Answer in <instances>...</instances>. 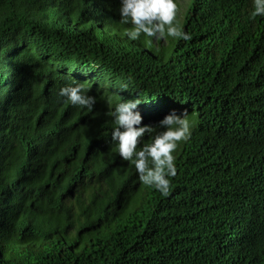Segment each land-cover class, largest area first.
Here are the masks:
<instances>
[{"label": "trees", "instance_id": "16d2710c", "mask_svg": "<svg viewBox=\"0 0 264 264\" xmlns=\"http://www.w3.org/2000/svg\"><path fill=\"white\" fill-rule=\"evenodd\" d=\"M119 7L0 0V264H264V17L186 0L191 40L131 41ZM73 80L92 112L58 95ZM135 98L142 124L193 123L168 196L111 141Z\"/></svg>", "mask_w": 264, "mask_h": 264}, {"label": "clouds", "instance_id": "9594fccd", "mask_svg": "<svg viewBox=\"0 0 264 264\" xmlns=\"http://www.w3.org/2000/svg\"><path fill=\"white\" fill-rule=\"evenodd\" d=\"M120 24L128 26L125 35L131 41H163L167 38L189 41L191 34L180 22L178 0H120ZM249 18L264 17V0H252ZM62 87L58 95L70 105L92 112L96 97L89 95V87L77 83ZM127 85H122V90ZM140 99L122 100L106 115L111 118V141L118 156L134 166L144 185L168 196L172 178L177 175V156L182 144L192 137L193 123L186 111H172L154 125L142 124ZM145 135L150 142L145 143Z\"/></svg>", "mask_w": 264, "mask_h": 264}, {"label": "rangeland", "instance_id": "374dc122", "mask_svg": "<svg viewBox=\"0 0 264 264\" xmlns=\"http://www.w3.org/2000/svg\"><path fill=\"white\" fill-rule=\"evenodd\" d=\"M178 3L180 5V9H181V15H182V12H183V9H184V6H185V3H186V0H178ZM180 15V16H181ZM166 42V41H165ZM164 40H163V43H165Z\"/></svg>", "mask_w": 264, "mask_h": 264}]
</instances>
